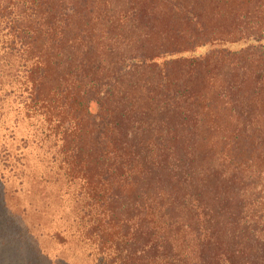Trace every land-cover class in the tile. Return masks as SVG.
Returning <instances> with one entry per match:
<instances>
[{
	"label": "trees",
	"instance_id": "obj_1",
	"mask_svg": "<svg viewBox=\"0 0 264 264\" xmlns=\"http://www.w3.org/2000/svg\"><path fill=\"white\" fill-rule=\"evenodd\" d=\"M8 97L96 264H264V0H0Z\"/></svg>",
	"mask_w": 264,
	"mask_h": 264
},
{
	"label": "rangeland",
	"instance_id": "obj_2",
	"mask_svg": "<svg viewBox=\"0 0 264 264\" xmlns=\"http://www.w3.org/2000/svg\"><path fill=\"white\" fill-rule=\"evenodd\" d=\"M39 126L13 97L0 101V219L6 230L21 232L6 231L19 251L0 245V264H96L94 247L80 237L73 197L79 186L67 182L54 141L43 140ZM36 249L47 260L35 262Z\"/></svg>",
	"mask_w": 264,
	"mask_h": 264
}]
</instances>
